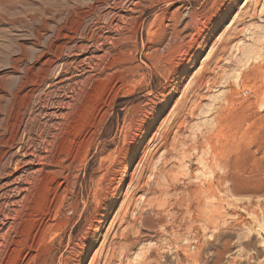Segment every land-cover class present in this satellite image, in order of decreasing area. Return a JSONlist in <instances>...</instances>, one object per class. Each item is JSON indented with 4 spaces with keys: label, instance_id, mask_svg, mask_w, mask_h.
<instances>
[{
    "label": "rangeland",
    "instance_id": "374dc122",
    "mask_svg": "<svg viewBox=\"0 0 264 264\" xmlns=\"http://www.w3.org/2000/svg\"><path fill=\"white\" fill-rule=\"evenodd\" d=\"M261 206L264 0H0V264H264Z\"/></svg>",
    "mask_w": 264,
    "mask_h": 264
},
{
    "label": "bare ground",
    "instance_id": "6f19581e",
    "mask_svg": "<svg viewBox=\"0 0 264 264\" xmlns=\"http://www.w3.org/2000/svg\"><path fill=\"white\" fill-rule=\"evenodd\" d=\"M42 65V64H41ZM36 69H38V68H36ZM25 89V88H24ZM20 128V127H19ZM26 132V131H25ZM17 138V137H16ZM15 143V142H14ZM21 152V151H20ZM33 162V161H32ZM13 165V164H12ZM16 168V167H15ZM253 171H255V170H253ZM259 172V171H258ZM253 173V172H252ZM245 181V180H244ZM243 181V182H244ZM257 192H259V191H257V190H254L252 193H254V194H256ZM261 211H262V215L264 216V207L263 206H261ZM251 242V241H250ZM229 243V241L228 242H226V244H228ZM254 243V242H253ZM247 244V243H246ZM252 244V243H251ZM248 245V244H247ZM249 249V248H248ZM260 251V250H259ZM256 254H257V252H256ZM260 253H258V255H259ZM248 255V254H247ZM246 255V256H247ZM220 256H221V253H219L218 252V261L216 260L215 261V264H217L218 262H219V258H220ZM246 259H248L249 257L247 256V257H245ZM196 261H198V262H201V263H203V261H202V259H201V253H199V255H198V258L197 259H195Z\"/></svg>",
    "mask_w": 264,
    "mask_h": 264
}]
</instances>
